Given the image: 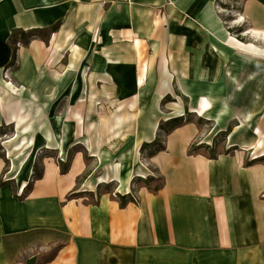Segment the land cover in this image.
<instances>
[{
	"label": "crops",
	"instance_id": "crops-1",
	"mask_svg": "<svg viewBox=\"0 0 264 264\" xmlns=\"http://www.w3.org/2000/svg\"><path fill=\"white\" fill-rule=\"evenodd\" d=\"M216 2L0 0V122L15 128L14 122L26 115L25 122H55L60 108L68 110L60 115L64 122H78L70 107L83 122H151L156 94H171L175 79L178 94L186 95L180 79L187 76L180 64L203 62L202 51L195 49L203 44L191 35L201 27L213 30ZM246 4L264 12L258 0ZM251 20L262 25L258 18ZM225 38L234 51L239 47ZM209 47L205 57L223 61L211 51L216 44ZM14 48L18 60L10 67ZM253 51L262 53L256 46ZM38 107L43 111L39 117ZM186 111L179 97L172 116L164 120ZM198 133L194 123L174 127L164 138V149L148 156L155 173L139 167L143 175L162 177L159 190L146 185L132 190V175L123 187L113 179L116 192L101 194L96 202L78 190L87 170L84 153L76 151L63 174L60 160L66 161L68 143L65 158L58 153L57 159L43 158L42 177L34 180L41 151L57 149L41 147L29 172L30 149L10 146L11 137L0 157V264H264V157L246 161L247 148L256 145L244 138L245 149L236 137L230 147L241 150L215 159L190 155ZM66 135L70 142L67 130ZM133 191L138 202L128 196L122 205L118 194ZM58 244L62 247L44 261Z\"/></svg>",
	"mask_w": 264,
	"mask_h": 264
},
{
	"label": "rangeland",
	"instance_id": "rangeland-1",
	"mask_svg": "<svg viewBox=\"0 0 264 264\" xmlns=\"http://www.w3.org/2000/svg\"><path fill=\"white\" fill-rule=\"evenodd\" d=\"M246 1L248 0H217L218 23L212 27L213 30L210 31L207 28L201 27V31L195 32L196 37L194 34L191 35L192 39L202 42V47H196L195 49L202 51L204 60L202 63L187 61L180 64L181 72L183 73V70L186 71L187 76L183 79L186 95L181 94L180 96L178 94L179 79H175L172 93L165 96L159 106L160 110L165 114L172 116L171 110L180 97L181 101L187 106V111L182 117L168 122L164 120V116L157 115L159 124L155 139L149 143L140 142L138 165H136L133 153L138 145L136 141L139 136H144L148 122H124L123 128L119 130L113 129L115 122H85L86 130L82 138H77L75 123H68L67 132L71 141L69 142L66 161L60 160V163L70 165L73 154L76 151H81V153L85 154L87 170L78 180V190L83 192L82 194H85L84 196L87 198V201L96 202L101 194L110 193L113 195L116 192L118 189L116 181L105 183L98 180L106 172L111 173L112 167L116 164H120L122 177L129 179L133 175L130 183L132 190H136L138 185H146L150 190L161 187L163 185L162 177L158 175L156 177L144 175L143 178L137 176L136 171L139 167L144 168V166L152 172L155 171L148 164V156L152 152L164 147V138L167 133L179 125L189 123L197 125L199 133L193 141L197 143L195 148L202 153L210 155L226 153L227 151L232 153L236 150H241L242 148L239 146L246 149L244 138L246 142L249 141V145L252 147L261 139L255 134L254 129L259 128L264 133V24L256 25L257 23L251 20L254 18L251 15L248 16L247 10H245V6L249 5L246 4ZM241 16L245 18L244 21H240ZM246 29L256 32V35H252L251 33L247 35L244 32ZM256 29H260L261 31L258 32ZM225 32H228V35H225ZM41 36L46 38L48 33L42 32ZM224 37H226L227 42L234 38L240 42L252 43L262 53L254 52L253 48L252 51H245L239 47H234V51L230 47V43L226 45L225 41H223ZM28 40L26 39L25 42L27 43ZM211 42L216 44L217 49L224 50L228 54L231 59L229 64L219 58L216 61L213 58L205 57L209 53V44ZM222 44L231 50L224 49ZM249 55L260 56L262 58L253 60L244 57H248ZM188 58L190 57L188 56ZM45 65L49 69L53 67V64L49 62ZM60 69H63V67H60ZM210 90L214 92L213 97L209 96L212 105L211 112L204 117L198 116L192 112V109L198 107L199 96L206 95ZM223 103H228L229 109L224 116L220 128L216 129L215 118L219 115ZM145 105L146 102H144ZM66 112L68 110L60 108L56 113L60 116ZM100 113L103 114L102 110ZM247 113L250 114L251 120L241 122ZM96 117H99V114L96 113ZM44 124L47 128L54 129L53 126L51 127L50 122H44ZM236 125H243V129L236 136V142L239 146L232 148L229 143L228 131H233ZM14 134L15 128L12 122H0V157H5L3 144L13 137ZM76 142H79V145L74 146ZM11 144L10 146L16 148L19 145V141L16 139ZM144 144L147 147L142 149ZM6 146L8 147V145ZM92 149L96 152H92ZM255 151V148H247L246 161L254 158ZM50 155H53L57 159V150L49 151L43 149L41 151L37 163L34 165V170L36 169L35 175H39L42 172V160L44 157ZM9 167L10 163L8 162L6 171L9 170ZM88 179L89 183L85 184ZM0 184H4L3 179H1ZM29 190L30 186L25 189L24 193H28ZM31 252L24 254L21 259H25ZM42 259L45 260L47 257H43Z\"/></svg>",
	"mask_w": 264,
	"mask_h": 264
},
{
	"label": "bare ground",
	"instance_id": "bare-ground-1",
	"mask_svg": "<svg viewBox=\"0 0 264 264\" xmlns=\"http://www.w3.org/2000/svg\"><path fill=\"white\" fill-rule=\"evenodd\" d=\"M246 10H247L248 15H251L254 18H258L259 22L261 24H264V12L263 11L259 10L256 6H253L251 4L246 6ZM240 18H241L240 21H244V19H245L243 16H241ZM250 33L252 35L253 34L256 35V32L251 31ZM226 34H227V32H226ZM232 40L234 41V44L239 46L240 48H255V46L252 44L246 45V44H243V43L237 41L234 38H232ZM222 47L224 49L226 48L228 50H231L223 44H222ZM211 51L219 54L220 58H222L223 61L227 62L228 64L230 63L231 59L224 50L217 49L215 47ZM171 76H173V73H171ZM181 77H182V79H184V75H181ZM182 79H180V85L184 89V91H186V89H185L186 87L183 84ZM209 96L210 97L214 96V92L212 90L208 91L206 93V95L199 96L198 107L193 108L192 112H194L198 116H202V117H204L206 114L211 112L212 105H211V101L209 99ZM164 98H165V96L161 92L156 94V96L154 98V104H153V106H154L153 107L154 108L153 119L154 120L147 123V131L145 132L144 136H142V137L139 136L137 141H136L138 145L135 148L134 153H133L136 165H138V163H139L140 142L142 140H150V139L154 138V136L157 132L159 122L157 119H155L156 114L162 115L165 118H168L170 115V114L169 115L165 114L159 108V105L164 100ZM70 108H71V117L76 118L78 121V122H73L76 125L77 137L82 138V137H84L85 130H86L85 122H83V117L79 112L74 110L73 107H70ZM228 109H229L228 104L223 103L221 105L220 113L215 118V122H216L215 128L216 129L220 128V125L222 124L224 116L226 115ZM42 112H43L42 108L38 107L37 112L35 113V116H37V115H38V117L41 116ZM174 112L176 114H179L181 111L179 110L178 107H176ZM27 117H28V115L23 116L20 118V120H18L17 122H14L15 123V134L13 135V137L10 139L9 142H12V141L17 139L19 141L18 146H23L25 148L30 149V153L27 156V165H28L29 172L31 171V167H32L33 162L35 160L36 154L41 147L49 148V149L56 148L59 156L61 158H65L66 152H67V145L69 143L68 137L66 135V130L68 129V123L69 122L63 121L66 118H63V117H60L57 115L53 116L52 118H54L55 122H50V125H51V127L53 126L54 129H51V128H47V126L44 124V122H34L33 120L29 121V122H25L24 120L27 119ZM250 118H251L250 114H248V113L245 114V119L247 121H249ZM243 125H238L235 128V130H233L229 134V143L230 144L234 141L237 134H239V132L243 129L242 128ZM123 126H124V122H115L113 125V129L119 130V129L123 128ZM254 132L256 135H258L261 138L256 143L255 149L258 152L255 153L254 158L264 157V145H263L264 133H262L259 128H255ZM92 152H96V151L92 150ZM8 155L11 156V150H10V152H8ZM120 169H121L120 164H116L112 167L111 173L106 172L103 176L98 178V180L106 183V182H109V181H112L113 179H115L118 181L120 186L123 187L126 184L128 179L126 177L121 176ZM137 172H139V171H137ZM137 174L139 176H144L141 172H139Z\"/></svg>",
	"mask_w": 264,
	"mask_h": 264
},
{
	"label": "trees",
	"instance_id": "trees-1",
	"mask_svg": "<svg viewBox=\"0 0 264 264\" xmlns=\"http://www.w3.org/2000/svg\"><path fill=\"white\" fill-rule=\"evenodd\" d=\"M258 1H260L262 4H264V0H258ZM56 29H57V27H54L53 28V30L54 31H56ZM23 34V33H22ZM23 35H25V33L23 34ZM26 42H24V44H25ZM17 48H14V53H13V57H12V61H11V63H10V67H15L16 66V64H17V60H18V56H17ZM9 67V68H10ZM230 131H228V135L231 133H229ZM224 133V132H223ZM225 133H227V132H225ZM225 135H227V134H225ZM196 142H192V144L190 145V147H189V154L190 155H198V154H202V155H206V156H208V157H210V158H212V159H215V158H217L220 154H226V153H229V151H227L226 153H219V154H216V155H210V154H205V153H202V152H200V151H198V149H196L195 147H196V145H197V143L195 144ZM147 147V145L146 144H144L143 146H142V149H145ZM162 149H164V147H162V148H160L158 151H161ZM193 149H195V150H193ZM158 151H154V152H158ZM154 152H152L151 153V155L150 156H153L154 154H156V153H154ZM154 153V154H153ZM69 169H70V165H67V164H64V163H62L61 164V171H62V173L63 174H65V173H67L68 171H69ZM36 170V169H35ZM35 170H34V173H33V177H34V179H40L41 177H42V172L39 174V175H35L36 173H35ZM84 178V177H83ZM1 185H3V184H1ZM160 189V187L159 188H157V189H154V191H157V190H159ZM74 196V195H73ZM118 197L122 200V205H125L126 204V202L128 201L127 200V198L128 197H126V196H122V195H119L118 194ZM126 198V199H125ZM60 247H62V244H58V245H56L50 252H48L47 254H46V256L45 257H47V259H45L44 261H49V259H51L54 255H55V253H56V251H57V249H59ZM38 264H41V260H39V263Z\"/></svg>",
	"mask_w": 264,
	"mask_h": 264
},
{
	"label": "built area",
	"instance_id": "built-area-1",
	"mask_svg": "<svg viewBox=\"0 0 264 264\" xmlns=\"http://www.w3.org/2000/svg\"><path fill=\"white\" fill-rule=\"evenodd\" d=\"M127 197L129 196L131 198V201L138 202V195L133 191L130 194L126 195Z\"/></svg>",
	"mask_w": 264,
	"mask_h": 264
}]
</instances>
